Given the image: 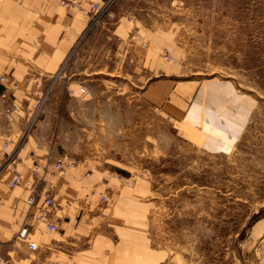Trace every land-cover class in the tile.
Listing matches in <instances>:
<instances>
[{"label": "rangeland", "instance_id": "rangeland-1", "mask_svg": "<svg viewBox=\"0 0 264 264\" xmlns=\"http://www.w3.org/2000/svg\"><path fill=\"white\" fill-rule=\"evenodd\" d=\"M106 15L97 28L101 64L122 47L108 37L115 21H127L135 36L145 32V100L139 91L114 92L122 77L109 78L116 89L87 102L64 81L52 87L34 127H44L48 151L75 165L64 175L50 167L45 176L61 182L90 160V168L117 173L122 187H103L99 206H110L117 189L143 196L145 242L164 251L161 264H250L251 234L264 216V0H112ZM138 65L134 56L122 66L134 81ZM180 82L198 84L187 105V115L197 106L192 120L146 95L149 83ZM170 86L162 89L166 99ZM15 111L0 92V134ZM0 256L12 264L7 250Z\"/></svg>", "mask_w": 264, "mask_h": 264}, {"label": "crops", "instance_id": "crops-1", "mask_svg": "<svg viewBox=\"0 0 264 264\" xmlns=\"http://www.w3.org/2000/svg\"><path fill=\"white\" fill-rule=\"evenodd\" d=\"M89 20L87 3L66 7L60 0H0V76L8 75L10 81L17 84L11 89L9 82L0 81L1 94L9 93L17 113L8 130L0 134V249L7 250L12 264H161L165 257L164 251L145 242L143 196L120 193L117 189V194L112 195L113 203L101 210L98 192L103 190L101 193H105L108 191L105 188L115 185V188L122 187L118 186L122 182L114 171L90 168L95 167L92 166L95 162L90 160L79 162L76 170L61 182L58 174L51 180L35 177L30 172L32 163L28 156L33 152L43 163L49 158L51 163L59 159L56 153L47 150L46 131L41 123L28 136H23L33 93L38 87L51 83L55 90L64 81L69 93L70 89L76 90L78 94L74 97L87 102L94 100L100 92L116 89L114 86L118 83L108 82L109 78L122 77L120 90L114 92L139 91L145 100V32L139 30V38V35L131 34L132 26L127 21H115L113 28L107 27L110 30L108 37L118 39L122 47L114 50V56L109 50L107 60L101 64L97 28L82 38ZM105 23L104 20L101 26ZM134 56L139 63L136 81L133 73L122 67ZM113 58L121 65L120 70L113 68ZM100 77L106 81L100 82ZM82 85L87 87L86 92H81ZM166 85L171 83H149L147 98L157 108L169 107L174 113L187 115L190 96L198 84H172L173 93L168 99L162 93ZM194 106L197 108L192 104L187 115L190 120L194 118ZM217 134L220 139L221 132ZM213 141L219 144L215 147L222 146L221 142ZM5 145H8V152L15 150L17 153L12 162L7 159ZM51 170L54 171L52 167ZM16 173L21 175V182L11 186ZM51 184L56 186L53 192L57 206L53 215L59 230L47 232L43 222H36L30 239L36 241L38 247L31 249L28 243L16 239L27 216V197L35 189L46 191ZM258 221L259 227L254 235L251 234L254 256L250 264H264V250L255 246L264 231V216Z\"/></svg>", "mask_w": 264, "mask_h": 264}, {"label": "built area", "instance_id": "built-area-1", "mask_svg": "<svg viewBox=\"0 0 264 264\" xmlns=\"http://www.w3.org/2000/svg\"><path fill=\"white\" fill-rule=\"evenodd\" d=\"M111 2L112 0H103L102 2H97L92 0H60V4L66 7H76V6L80 7L83 5V3H87L89 5L90 20L87 25V28L85 29V32L83 33L82 38H84L88 32L95 30L103 23V21L107 16L106 13L108 11ZM162 51L165 58L170 59L172 61L175 60V57L171 54V52L167 48H163ZM68 62L69 60H67V63ZM0 81L9 82L11 84V87H16L17 85L15 82L10 81L8 75L5 74L0 76ZM86 91H87V87L85 85H82L81 92H86ZM51 92H52L51 85L47 87L40 86L34 91L33 98L31 100L32 111L23 128L24 138L28 136V134L34 128L41 111L43 110L47 100L50 97ZM70 93L73 95L78 94L76 90L73 89H70ZM4 150L8 153L7 159L11 158L9 162L14 161L17 156L16 151L12 150L8 152V145L4 146ZM28 159L32 161V165H33L32 170L34 172V176L35 177L41 176L43 179L47 178L45 175L47 171L50 170V167L54 169V172L57 171L60 175H64L67 169L73 165V163H71L70 161H66L60 158L52 163L49 158L47 162L43 163V161L38 156H36L34 152L28 156ZM20 182H21V175L19 173H16L13 179L11 180L10 185L16 186ZM55 188H56L55 184H51L49 189H47L46 191H43L42 189L41 190L35 189L27 197V204H28L27 216L24 224L17 232L16 239L28 243L29 248L31 249H36L38 247V243L30 239V232L34 229V224L36 222H43L44 229L47 232H54L59 230V223L53 215V210L57 206V202L53 192V189ZM100 199L102 201H105L107 199V196L104 193H100ZM68 205H70V202H68ZM34 207L36 209H34ZM259 248L261 251L264 250L263 249L264 237L263 240L261 241V244L259 245ZM0 260L1 263L8 262L5 258L1 256H0Z\"/></svg>", "mask_w": 264, "mask_h": 264}]
</instances>
